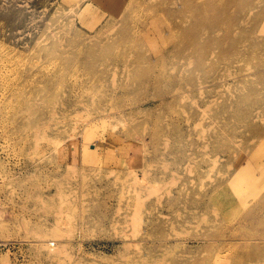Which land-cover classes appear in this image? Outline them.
Instances as JSON below:
<instances>
[{
	"label": "rangeland",
	"instance_id": "rangeland-1",
	"mask_svg": "<svg viewBox=\"0 0 264 264\" xmlns=\"http://www.w3.org/2000/svg\"><path fill=\"white\" fill-rule=\"evenodd\" d=\"M117 1L0 0V264H264V0Z\"/></svg>",
	"mask_w": 264,
	"mask_h": 264
},
{
	"label": "bare ground",
	"instance_id": "bare-ground-1",
	"mask_svg": "<svg viewBox=\"0 0 264 264\" xmlns=\"http://www.w3.org/2000/svg\"><path fill=\"white\" fill-rule=\"evenodd\" d=\"M7 1V0H6ZM11 1V0H10ZM27 1V0H26ZM75 1V0H74ZM113 1V0H112ZM9 2V1H8ZM18 2V1H17ZM180 2V8H184L186 5H189V2H186V1H183V0H180L179 1ZM3 3V2H2ZM2 3H1V5H2ZM13 3V2H12ZM21 3V2H20ZM53 3V2H52ZM78 3V2H77ZM111 3V2H110ZM128 3V2H127ZM5 4V3H4ZM10 4V3H9ZM9 4H8V6H9ZM20 5V4H19ZM78 5V4H77ZM107 5H109V4H107ZM120 4H119V1H117L116 0V2H114L112 5H110V6H108L109 8L110 7H112V6H114V7H117V6H119ZM128 5H130V4H128ZM23 6V5H22ZM25 6H29V5H25ZM125 6H127V5H125ZM124 6V7H125ZM164 7H165V5H163ZM3 7V6H2ZM107 7V8H108ZM1 8V7H0ZM121 8V7H120ZM1 10H2V8H1ZM31 10V9H30ZM111 10V9H110ZM25 11H27V9L25 10ZM109 11V10H108ZM122 12V11H121ZM1 13V12H0ZM2 13L4 14V12H3V10H2ZM12 13V12H11ZM26 13V12H25ZM10 14V13H9ZM39 14V13H38ZM58 14V13H57ZM90 14V13H89ZM6 15V14H5ZM7 15H8V13H7ZM118 15V14H117ZM35 16V15H34ZM37 16V15H36ZM103 17V16H102ZM5 19V18H4ZM2 20V19H1ZM11 18H10V20H8L9 22H11ZM65 21V20H64ZM6 22V21H5ZM75 22V21H74ZM73 22V23H74ZM2 23V22H1ZM17 23V22H16ZM39 23H40V19L39 18H31V19H29L28 21H26L25 22V24H24V27L26 28V32H29V34H28V36L29 37H31L32 36V34H33V32H35V33H37V31H39L41 28L39 27ZM63 23V22H62ZM99 23H101V22H99ZM95 24V23H94ZM76 25V24H75ZM93 25V24H92ZM3 26V25H2ZM17 27V26H16ZM100 27V26H99ZM98 27V28H99ZM3 28V27H2ZM1 28V29H2ZM4 28H6V27H4ZM117 28V27H116ZM10 29V28H9ZM4 30V29H3ZM24 30V29H23ZM19 31H21V30H19ZM70 31V30H69ZM18 32V31H17ZM2 34L4 33V32H1ZM19 33H21V32H19ZM45 40H46V42L47 41H51V43H49V45L52 47V52H51V54H60L59 52L61 51V47H60V45H59V42H60V35L58 34L57 36H55L54 38L53 37H50V36H48L47 35V33L45 32ZM94 34V33H93ZM4 35V34H3ZM2 35V36H3ZM8 34H6V36H7ZM115 35H117V34H115ZM119 35V34H118ZM2 36H0V38L2 37ZM11 36V35H10ZM65 36V35H64ZM128 36H129V34H128ZM3 38V37H2ZM7 38V37H6ZM12 39V38H11ZM65 39V38H64ZM15 40L16 39H14V42H15ZM83 40H84V38H82V37H80V36H71L70 38H69V44H68V46L66 47V48H64L63 49V51H64V55L69 59V60H71V61H76V55H77V52L79 51V49H81V48H85L86 47V45L84 44V42H83ZM12 41V40H11ZM45 42V43H46ZM63 42V41H62ZM61 42V43H62ZM26 43H27V45L28 44H30L31 42L30 41H27L26 40ZM13 45V44H12ZM11 47V46H10ZM37 47H33L32 49H33V53L34 54H36L37 56H40V54H39V51L37 50H35ZM30 49H31V47L30 48H28V49H26L27 51H30ZM26 50H24V51H26ZM24 51H21V52H24ZM32 51V50H31ZM171 51H173L172 49H171ZM41 61H43L44 63L39 67V71H36V73H43L45 76H46V78H47V81H48V84H50V85H53V86H62L63 84H64V81L65 80H67V77L65 76V75H63V74H61V75H56L57 73H62V66H61V64H55V63H53L52 61H45V60H41ZM34 72V71H33ZM219 75H222V74H219V73H217V76H219ZM58 80H60V81H58ZM81 84H82V93L81 94H79L78 95V98H79V96H80V98L82 99L81 101L80 100H78V101H76V102H74L73 100L72 101H70L69 103L67 102V104L69 105V104H72V106H70L69 107V109L71 110H76L79 106H81V103H83L84 102V99L86 98V95H87V85H86V81L85 82H81ZM46 86V84H41L40 85V87L41 88H43V87H45ZM77 91V90H76ZM76 91L75 90H72V88H70V86H69V84H68V90H67V95L68 96H71V95H76ZM38 101H40V100H38ZM54 102V104H55V100L53 101ZM64 107H66V105L64 106ZM53 108V107H52ZM218 163V162H217ZM218 165V164H217ZM177 172V171H176ZM134 178H135V176H134ZM138 178V177H137ZM137 178H135V179H133V180H135V181H133L134 182V184H136V185H138L140 188H143V186L141 185V182H140V180H138ZM148 179V177L146 176V180ZM151 181H155V180H152L151 179ZM171 193L172 192H170V195H171ZM179 204H191V202H188V201H185L184 203H178V201L177 202H175V203H170V204H165V205H163V208L164 209H168V211H167V213H170L173 209H174V207L175 206H177V205H179ZM162 213V212H161ZM256 215H258L256 212H252L251 214H249V216H248V218L249 217H251V218H254ZM173 216H176V215H173ZM244 218V217H243ZM247 218V219H248ZM174 220H172V219H170V218H164L162 221H161V225H170L172 222H173ZM180 222V224L179 225H181V227H183L184 225H191V226H194V224H198L199 222L198 221H188V220H185V221H179ZM45 248L47 249V251L48 252H52V248L50 247V246H45Z\"/></svg>",
	"mask_w": 264,
	"mask_h": 264
}]
</instances>
